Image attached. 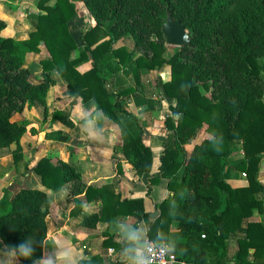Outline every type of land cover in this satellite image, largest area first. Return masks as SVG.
<instances>
[{"label":"trees","instance_id":"1","mask_svg":"<svg viewBox=\"0 0 264 264\" xmlns=\"http://www.w3.org/2000/svg\"><path fill=\"white\" fill-rule=\"evenodd\" d=\"M75 1L37 0L38 11L27 14L33 28L21 40L1 34L7 22L0 18V154L13 146V169L25 177L29 162L21 140L34 128L11 118L32 105L42 107L44 119L48 116L54 70L66 80L69 96L93 100L96 109L118 125L123 156L136 173L150 171L152 150L143 142V124L133 109L144 113L155 107L145 95L142 70L169 65V79L155 82L156 92L173 102L164 119L168 133L162 140L160 165L150 181L167 178L171 194L158 204L159 214L149 219L142 198L122 199L111 183L91 184L84 198L99 196L102 209L100 215L86 214L84 223L94 226L98 220L132 215L146 220L149 239L168 244L186 264H264V222L249 220L253 209L263 211L258 194L264 185L258 173L264 157V0H81L95 20L82 35L81 47L68 27L77 13ZM166 9L186 23L190 38L170 53L161 31ZM126 36L133 38L132 51L125 45L114 47ZM41 45L48 55L39 60L40 78L33 80L24 62L27 53H39ZM88 59L92 66L79 71L78 65ZM115 65L131 69L134 85L122 86L113 76V81L107 80ZM51 115L68 127L75 125L59 109ZM201 128L209 136L187 153L184 145ZM45 136L60 142L68 139L59 130ZM237 146L243 157L231 164L228 160ZM232 166L245 172L248 185H229ZM32 171L53 191L82 177L73 164L53 162L48 155L40 157ZM82 202L75 198L74 213L81 211ZM49 206L47 193L33 181L11 182L2 190L0 239L21 264L42 257ZM231 240L236 244L232 255ZM21 244L32 249L29 258L20 254Z\"/></svg>","mask_w":264,"mask_h":264},{"label":"crops","instance_id":"2","mask_svg":"<svg viewBox=\"0 0 264 264\" xmlns=\"http://www.w3.org/2000/svg\"><path fill=\"white\" fill-rule=\"evenodd\" d=\"M4 1L0 0V18L7 22L6 27H10L11 24L7 21L5 13ZM75 2L77 13L68 21V27L78 47H81L83 45L82 35L95 25V20L81 0H76ZM29 12L35 11L31 8ZM26 15L24 13L15 23L12 34L9 36L16 40L28 36L33 26ZM78 33H80V36L77 39L76 35ZM121 45H125L128 51H132L134 48L133 38L126 36L114 43V47ZM27 54L31 55V57L39 54V60L48 55L45 47L42 45L40 46L39 53L29 52ZM91 62L90 59L83 61L78 65V70L83 72L89 69L92 66ZM114 67L116 69L115 73L109 70L106 76L107 80L113 81L114 79L118 81L120 79L119 84L122 85L121 79L124 76V69L126 70L125 74H128L132 80L130 85H134V76L128 66L119 68L120 66L115 65ZM141 74L144 83L148 81L146 79H148L150 74L155 75L156 81H164L170 77V66L165 65L159 69L142 70ZM51 75L55 80V84L50 87L47 94V104L51 108L49 113L51 114V111L54 109H59L63 113L69 114L75 123L74 127L77 129L76 135L70 134L72 128L61 121L57 119L51 121V124H55L44 130V136L46 132L59 130L67 134L68 139L63 142L58 141L59 144H56L54 140L45 137L44 149H51V152L43 153L40 151V154L30 161H28V158H25L29 162L28 173L25 174V177L17 176L14 171L7 181L1 178L0 197L2 196L3 188L19 177L20 180L23 178L27 181L35 182L38 187L47 193L50 199V206L46 216L47 232L43 254L40 259L35 260L31 264H49V261L55 257L58 249H67L74 257V264H78L81 261H84V264H133L135 249H141L146 239H148L147 229L149 225L146 220L144 218L138 220L132 215H117L111 217L109 220H98L94 226H89L84 223L85 215H100L102 201L99 196L87 200L84 198V194L88 185L100 186L104 183H111L114 190L120 193L122 199L142 198L144 210L147 212L149 219H153L150 217V213L158 211L159 214L158 204L171 194L167 187L168 179L161 177L157 183H152L150 179L156 174L160 165V156L163 151L162 140L166 138L168 133L164 125V119L167 115L171 114L169 104L173 100L160 93L157 109L155 108L152 111L144 113H138V109L134 107L132 100L128 101V105L131 108L134 107L133 112L141 118V123L143 124V142L151 148L153 155L150 171L138 174L132 167V164L123 156L118 125L113 121L107 122L102 111L96 109L93 100L82 102L79 97L69 96L65 92L66 80L59 76L56 71H51ZM59 77L62 79H59ZM60 87H62L61 93L56 95V99L51 103L50 99L53 90ZM73 102L76 104L74 110H71L70 104ZM165 104H167L166 110L162 111L161 109ZM26 109L28 108H25L18 114L24 113ZM82 118H87L84 121L85 124L81 121ZM50 120H52V115ZM36 130L38 131L37 127ZM208 136L209 134L204 128H201L197 136L190 143L184 145L186 152L189 153L194 144L200 143L202 139ZM46 155L50 156L53 162L63 160L73 164L81 172V179L64 184L58 191L45 188L41 185L37 175L32 171V166L40 157ZM242 157L243 152L240 146H237L236 152L228 161L232 164L239 161ZM117 165L121 168L120 172L117 170ZM258 179L264 185V157L260 164ZM18 182L19 180L16 183ZM227 182L232 187L248 185L245 172L237 170L233 166L229 167ZM19 183L22 182L20 181ZM258 197L263 201V211L260 212L258 209H253L249 220H262L264 222V189L258 194ZM75 198H82L83 201L81 211L78 213L73 212L75 209ZM176 225V222L172 223V239L176 237ZM129 233L135 234L138 240H130L128 238ZM235 249L236 244L234 240H231L229 254L232 255ZM250 251L252 252L253 249H250ZM0 264H21L15 252L8 249L1 239Z\"/></svg>","mask_w":264,"mask_h":264},{"label":"rangeland","instance_id":"3","mask_svg":"<svg viewBox=\"0 0 264 264\" xmlns=\"http://www.w3.org/2000/svg\"><path fill=\"white\" fill-rule=\"evenodd\" d=\"M26 1V2H24ZM37 0H5L3 2V4L5 5L6 8V15H7V21L9 22V24H11V26L6 27L3 29V31H1V34L3 36H9L10 34H12V30L14 29V25L15 23L24 15V13L28 14L30 13L29 10H32L37 12L38 8L36 5ZM26 17L30 20L31 23H33V19L31 17H29V15H26ZM87 26V25H86ZM25 30H27L26 28H24ZM80 33H78L76 35L77 39L79 38ZM21 40V39H19ZM167 52L170 53L172 52L173 48H176L177 46H172V45H167ZM39 54L37 55H33L31 57V55H26V59H25V66H27L30 71H31V77L33 78V80L39 79L40 77V72H41V66L39 63ZM121 68V67H119ZM124 68V67H122ZM126 70L123 69V73L124 76L122 78V86H129L132 83L131 78L128 76V74H125ZM59 79H62L59 77ZM148 81H146L145 83V95L146 97H151L154 101H155V107L154 109L158 107L157 103L159 102V92H156V88H155V81H156V77L155 75L150 74V76L148 77V79H146ZM62 91V87L58 88V89H54L51 95V99L50 102L52 103L56 98V95L60 94ZM50 96V95H49ZM264 98V97H263ZM75 102L71 103V110H74V106H75ZM167 107V104L164 105V107L161 109L162 111H165ZM76 110V109H75ZM152 111V110H151ZM79 115V113H77ZM51 114L48 113V116L44 119L43 117V112H42V107L40 105H32L30 106L28 109H26L24 111V113L22 114H15L13 115V117L11 118L13 121H20L21 119L28 125L32 126L34 128V130L32 132H27L26 135L23 137V139L21 140V148H23L24 150V157L28 158V161L33 160L36 158V156L38 154H40L39 152H43V153H49L51 152V149H44V140L45 137L44 136V130H46L47 128L53 126L55 123L51 124L50 120ZM77 117V116H76ZM79 117V116H78ZM80 119V118H79ZM85 119H81V121L85 124ZM107 122H110V120L108 118H105ZM36 127L38 128V131L36 130ZM72 130L70 134L76 135V131L77 129L74 127H71ZM103 133V132H101ZM32 136V137H31ZM56 144H59L58 141H55ZM14 147L10 146L8 148H5L1 151L0 154V179L4 178L5 181H7L10 177L11 174H13L14 169H13V165H12V149ZM33 178V177H32ZM19 180V182L21 181L22 183H16ZM27 180L18 177L15 180H13L12 182H14L15 184H19V185H23ZM18 185H16L15 187H17Z\"/></svg>","mask_w":264,"mask_h":264},{"label":"water","instance_id":"4","mask_svg":"<svg viewBox=\"0 0 264 264\" xmlns=\"http://www.w3.org/2000/svg\"><path fill=\"white\" fill-rule=\"evenodd\" d=\"M161 31L167 45L180 47L190 41L186 23L175 18L169 9H166L165 20L161 26ZM157 215L158 211L150 213V217L153 219Z\"/></svg>","mask_w":264,"mask_h":264},{"label":"built area","instance_id":"5","mask_svg":"<svg viewBox=\"0 0 264 264\" xmlns=\"http://www.w3.org/2000/svg\"><path fill=\"white\" fill-rule=\"evenodd\" d=\"M141 249L144 250V256L150 259L152 264H186L178 260L174 251L164 242H155L148 238Z\"/></svg>","mask_w":264,"mask_h":264},{"label":"clouds","instance_id":"6","mask_svg":"<svg viewBox=\"0 0 264 264\" xmlns=\"http://www.w3.org/2000/svg\"><path fill=\"white\" fill-rule=\"evenodd\" d=\"M128 238L132 241L138 240V237L133 233H129ZM19 251L24 258H29L32 249L26 244H21L19 245ZM143 251L140 248L135 249L133 264H152V261L144 256ZM49 264H74V257L67 249H58L55 257L49 261Z\"/></svg>","mask_w":264,"mask_h":264}]
</instances>
